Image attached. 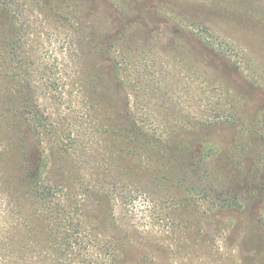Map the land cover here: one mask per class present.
Returning a JSON list of instances; mask_svg holds the SVG:
<instances>
[{"label":"rangeland","instance_id":"1","mask_svg":"<svg viewBox=\"0 0 264 264\" xmlns=\"http://www.w3.org/2000/svg\"><path fill=\"white\" fill-rule=\"evenodd\" d=\"M0 264H264V0H0Z\"/></svg>","mask_w":264,"mask_h":264}]
</instances>
